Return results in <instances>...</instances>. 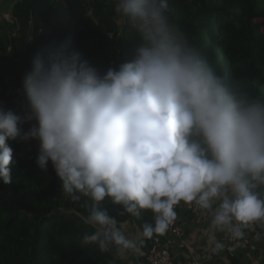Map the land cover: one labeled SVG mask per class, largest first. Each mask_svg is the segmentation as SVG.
<instances>
[{
	"label": "clouds",
	"instance_id": "clouds-1",
	"mask_svg": "<svg viewBox=\"0 0 264 264\" xmlns=\"http://www.w3.org/2000/svg\"><path fill=\"white\" fill-rule=\"evenodd\" d=\"M115 11L139 37L131 60L101 74L66 47L32 59L24 114L0 107V182L13 180L7 141L38 140V167L50 161L72 201L92 202L82 243L136 255L184 203L211 217L219 253L216 233L239 240L264 225V102L211 68L170 21L168 0H115ZM109 204L119 216L152 213L142 240L125 236Z\"/></svg>",
	"mask_w": 264,
	"mask_h": 264
},
{
	"label": "trees",
	"instance_id": "trees-1",
	"mask_svg": "<svg viewBox=\"0 0 264 264\" xmlns=\"http://www.w3.org/2000/svg\"><path fill=\"white\" fill-rule=\"evenodd\" d=\"M168 4L170 21L211 68L230 86L264 102V0ZM89 9L92 17L86 15ZM4 13L11 20L0 17V107L19 115L26 110L24 82L37 54L47 57L66 47L103 74L131 60L139 43L127 19L122 24L115 0H2ZM29 127L25 124L24 131ZM7 143L13 149V180L0 182V264H126L118 253L82 243L85 234L94 232L86 223L92 202L84 196L72 201L50 161L46 171L38 167L39 141L18 137ZM106 206L121 230L130 221L142 233L143 223L153 222L151 212L137 219L119 216L120 206ZM261 225L245 229V236ZM148 248L149 239L140 252ZM244 258L242 252L228 256L230 264H243Z\"/></svg>",
	"mask_w": 264,
	"mask_h": 264
},
{
	"label": "built area",
	"instance_id": "built-area-1",
	"mask_svg": "<svg viewBox=\"0 0 264 264\" xmlns=\"http://www.w3.org/2000/svg\"><path fill=\"white\" fill-rule=\"evenodd\" d=\"M111 37H113V35ZM178 211H185L193 215L191 218L193 222L198 224L203 222V218L201 216L203 211L194 205L181 203L176 208V212ZM187 223L188 221L180 220L177 217L174 223L169 227L166 234L163 236L154 235L151 239H149V248L147 251L139 252L133 256L131 260L132 264H205V262H213L219 259L222 255L234 256L238 252L248 249L256 242L264 239V225H261L259 231L249 233L243 239L236 240L227 236L224 250L215 254L210 251L204 261L196 259L191 261V263L181 262L178 261L175 251L178 248L186 247L185 240Z\"/></svg>",
	"mask_w": 264,
	"mask_h": 264
},
{
	"label": "crops",
	"instance_id": "crops-1",
	"mask_svg": "<svg viewBox=\"0 0 264 264\" xmlns=\"http://www.w3.org/2000/svg\"><path fill=\"white\" fill-rule=\"evenodd\" d=\"M6 19L11 20V15L9 16V18H6ZM192 216L193 215L185 211L177 212V217L180 220L188 221L187 227H186V240H185L186 247L178 248L175 251L178 261H181V262L191 263V261L196 260V259L204 261L205 257L209 254L210 251H212L211 249L213 247V245L209 243V235H208L211 217L209 215H206L203 212V214H201L203 218V222L201 224H198L191 220ZM128 223H130V221L122 225V231L125 234V236H126L125 226ZM249 228L251 230L252 225ZM137 235L140 241L143 238L142 233L137 230ZM216 235H217L218 240H221L224 244L226 243V240H227L226 234L216 233ZM240 252H242L245 255V258H244L245 261L243 264H260L262 259H264V239L256 242L248 249L242 250ZM120 256L122 257V255ZM205 264H230V263L228 260V256L222 255L219 259L213 262H205Z\"/></svg>",
	"mask_w": 264,
	"mask_h": 264
},
{
	"label": "rangeland",
	"instance_id": "rangeland-1",
	"mask_svg": "<svg viewBox=\"0 0 264 264\" xmlns=\"http://www.w3.org/2000/svg\"><path fill=\"white\" fill-rule=\"evenodd\" d=\"M9 16H10L9 13H4V14L0 15L1 18H9ZM121 21H122V24H124L126 22V18L122 17ZM219 59H221V58H219ZM125 229H126V237H128V238L130 237L129 239H134L136 241H139V237L137 235V230L131 222L126 224ZM133 256H135V255H133L132 253L129 252V253L122 255V257L121 256L120 257L123 260V262H125L126 264H132L131 258Z\"/></svg>",
	"mask_w": 264,
	"mask_h": 264
},
{
	"label": "water",
	"instance_id": "water-1",
	"mask_svg": "<svg viewBox=\"0 0 264 264\" xmlns=\"http://www.w3.org/2000/svg\"><path fill=\"white\" fill-rule=\"evenodd\" d=\"M0 1H1V0H0ZM112 252H113V253H116L114 248H113V251H112Z\"/></svg>",
	"mask_w": 264,
	"mask_h": 264
}]
</instances>
